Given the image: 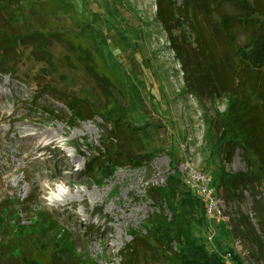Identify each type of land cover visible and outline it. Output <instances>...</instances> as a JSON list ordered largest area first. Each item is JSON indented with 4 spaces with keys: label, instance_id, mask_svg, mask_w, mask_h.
Returning <instances> with one entry per match:
<instances>
[{
    "label": "rangeland",
    "instance_id": "rangeland-1",
    "mask_svg": "<svg viewBox=\"0 0 264 264\" xmlns=\"http://www.w3.org/2000/svg\"><path fill=\"white\" fill-rule=\"evenodd\" d=\"M156 2L0 0V48L10 51L0 52L10 65L0 72V264H122L126 251L131 264H170L154 240L160 228L221 264H264L263 184H219L222 169L247 163L240 148L226 160L218 137L228 97L203 84L212 15L200 0H166L164 24ZM238 6L220 2L219 11ZM176 49L198 70L202 97ZM63 96L82 100L84 120ZM113 137L120 163L105 161ZM171 175L178 203L157 217L146 189Z\"/></svg>",
    "mask_w": 264,
    "mask_h": 264
},
{
    "label": "trees",
    "instance_id": "trees-1",
    "mask_svg": "<svg viewBox=\"0 0 264 264\" xmlns=\"http://www.w3.org/2000/svg\"><path fill=\"white\" fill-rule=\"evenodd\" d=\"M194 1L190 0L191 3ZM165 2L166 0L156 2L157 15L164 24L168 21ZM220 2H230L233 5L236 0H200V7L207 14L212 15L213 21L212 33L208 31L207 37L203 36L202 39L204 46L208 49L201 50L203 84L207 86L208 93L216 90L228 97V103L220 116L219 123L224 129L218 140L223 144L226 155H228L226 160H230L237 148L242 150L247 170L229 174L222 169L219 184L224 185L229 192H236L238 187H244L251 192L255 186L263 184L264 191V0H239L241 7L238 6L236 15L219 11ZM236 27L242 29L240 36L238 33L232 34ZM195 33V39L198 41L201 33L199 31ZM0 52L10 53L5 47L0 48ZM176 54L180 58L186 76H190L186 80L187 86L190 90L198 91L202 97L205 86L196 78L198 70L191 67L188 57L181 56L178 49H176ZM0 66V72H4L3 69L5 70L10 65L1 61ZM89 66L91 65H88V68ZM99 68L91 67L90 69L94 70L97 75H105L101 65ZM52 90L54 94L57 93L55 89ZM43 92L49 94L46 89ZM104 93L107 110L113 107L110 103L113 97L107 91ZM42 95L44 93L40 96ZM63 98L61 100L68 108L71 117L84 120L86 116L83 112L86 110L82 107V100L70 96H63ZM107 113L111 114V111ZM115 140L114 137L112 140L105 139L104 149L106 148L109 152ZM250 153L256 158V167L250 164L248 156ZM108 155L105 161L120 163L123 158H126L112 151ZM180 186L179 179L171 175L164 185L151 184L147 187L146 194L154 204L157 217L165 209L174 210L175 204L178 203L176 192ZM161 224V220L154 219L152 226L155 228ZM174 236L176 238H173ZM183 236L178 232L172 236L161 228L154 235V240L162 247L164 258L170 264H221L214 253L198 249L193 241H184ZM130 252L126 251V254L122 256V264H131ZM29 258L25 257L23 263L27 264L30 261Z\"/></svg>",
    "mask_w": 264,
    "mask_h": 264
},
{
    "label": "built area",
    "instance_id": "built-area-1",
    "mask_svg": "<svg viewBox=\"0 0 264 264\" xmlns=\"http://www.w3.org/2000/svg\"><path fill=\"white\" fill-rule=\"evenodd\" d=\"M209 189H211V188H209ZM205 190H208V188H206ZM208 200H210V203H211V198L210 197L208 198ZM212 204H213V202H212Z\"/></svg>",
    "mask_w": 264,
    "mask_h": 264
},
{
    "label": "bare ground",
    "instance_id": "bare-ground-1",
    "mask_svg": "<svg viewBox=\"0 0 264 264\" xmlns=\"http://www.w3.org/2000/svg\"><path fill=\"white\" fill-rule=\"evenodd\" d=\"M66 184H70V182H66Z\"/></svg>",
    "mask_w": 264,
    "mask_h": 264
}]
</instances>
